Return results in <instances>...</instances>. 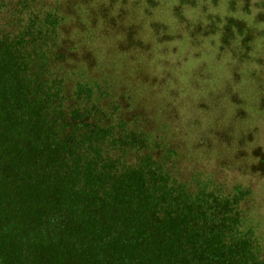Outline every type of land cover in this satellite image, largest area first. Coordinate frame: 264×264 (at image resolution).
<instances>
[{"label":"trees","instance_id":"trees-1","mask_svg":"<svg viewBox=\"0 0 264 264\" xmlns=\"http://www.w3.org/2000/svg\"><path fill=\"white\" fill-rule=\"evenodd\" d=\"M117 1L131 8L115 11ZM111 2L85 1L73 20L51 0H0V264H264L245 224L249 190H193L173 176L177 134L159 131L178 119L169 92L141 77L130 52L163 43L166 26L132 12L151 16L161 0ZM192 2L173 7L180 23ZM75 21L87 26L77 40ZM221 21L207 30L232 51L245 27ZM146 29L154 42L140 38ZM97 30L124 49L80 55ZM223 91L240 105L239 90Z\"/></svg>","mask_w":264,"mask_h":264},{"label":"rangeland","instance_id":"rangeland-1","mask_svg":"<svg viewBox=\"0 0 264 264\" xmlns=\"http://www.w3.org/2000/svg\"><path fill=\"white\" fill-rule=\"evenodd\" d=\"M51 1L59 3L73 20H83L80 14L88 12L84 5L88 0ZM230 1L237 3L236 12L229 8ZM122 4L117 1L111 7L115 11L131 8L129 3ZM177 4L178 0H161L151 16L143 10L132 11L137 16L135 21H144L146 27L150 22L166 26L161 45L152 43V50L147 52L130 51L138 56L135 69L146 72L142 78L148 74L156 80L155 87L161 94L169 92L171 104L167 110L174 111L178 119L169 120L171 127L159 131L167 141L171 132L177 134L174 141L179 154L174 159L173 176L193 190H249L243 205L245 224L264 249V172L259 169L264 154V0H251L247 10L243 0H193L184 9L186 21L182 23L173 16L172 9ZM215 18L222 19L219 29L227 18L243 23L244 35L236 33L233 52L223 44L221 33L208 32ZM129 20L127 16L126 23ZM79 24L75 21L68 25L71 38L77 26L87 28ZM95 33L96 38L87 34L84 44L78 43L80 55H84V47L88 51L101 49L103 53L124 49L120 48L121 41H115L107 32ZM144 33L140 38L147 42L157 38L153 31L146 29ZM184 69L187 73L182 77ZM217 83V89L208 88ZM227 85L241 92L240 105L223 91ZM158 121L160 128L162 119Z\"/></svg>","mask_w":264,"mask_h":264}]
</instances>
